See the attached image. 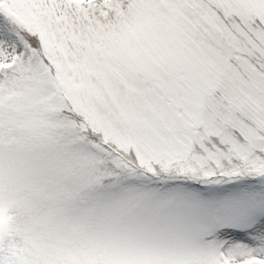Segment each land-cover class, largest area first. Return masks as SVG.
<instances>
[{"label":"snow or ice","instance_id":"1","mask_svg":"<svg viewBox=\"0 0 264 264\" xmlns=\"http://www.w3.org/2000/svg\"><path fill=\"white\" fill-rule=\"evenodd\" d=\"M0 264H264V0H0Z\"/></svg>","mask_w":264,"mask_h":264}]
</instances>
